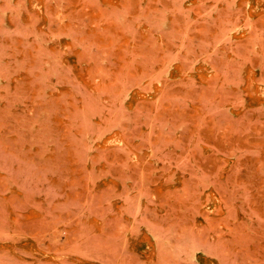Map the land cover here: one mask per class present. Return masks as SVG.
<instances>
[{
	"label": "rangeland",
	"instance_id": "rangeland-1",
	"mask_svg": "<svg viewBox=\"0 0 264 264\" xmlns=\"http://www.w3.org/2000/svg\"><path fill=\"white\" fill-rule=\"evenodd\" d=\"M0 264H264V0H0Z\"/></svg>",
	"mask_w": 264,
	"mask_h": 264
}]
</instances>
